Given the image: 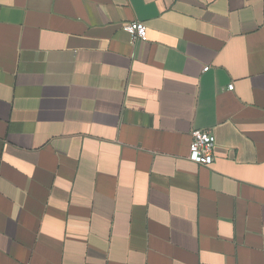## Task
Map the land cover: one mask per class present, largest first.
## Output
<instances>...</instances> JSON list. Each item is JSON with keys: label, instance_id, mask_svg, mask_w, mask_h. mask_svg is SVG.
Returning <instances> with one entry per match:
<instances>
[{"label": "crops", "instance_id": "1", "mask_svg": "<svg viewBox=\"0 0 264 264\" xmlns=\"http://www.w3.org/2000/svg\"><path fill=\"white\" fill-rule=\"evenodd\" d=\"M0 264H264V0H0Z\"/></svg>", "mask_w": 264, "mask_h": 264}, {"label": "built area", "instance_id": "2", "mask_svg": "<svg viewBox=\"0 0 264 264\" xmlns=\"http://www.w3.org/2000/svg\"><path fill=\"white\" fill-rule=\"evenodd\" d=\"M123 30L129 35L132 42L146 39V27L140 22L127 23L123 26ZM207 70L208 67L203 68V72ZM232 88V85H230L227 89L230 91ZM214 146L215 138L209 130H193L191 132L187 159L202 166H210L214 160Z\"/></svg>", "mask_w": 264, "mask_h": 264}]
</instances>
